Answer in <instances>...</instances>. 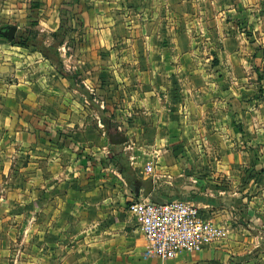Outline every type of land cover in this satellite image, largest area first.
Here are the masks:
<instances>
[{
	"label": "crops",
	"instance_id": "0c3cea01",
	"mask_svg": "<svg viewBox=\"0 0 264 264\" xmlns=\"http://www.w3.org/2000/svg\"><path fill=\"white\" fill-rule=\"evenodd\" d=\"M64 2L62 70L0 34V264H264V0H0V29L50 36ZM142 197L225 233L147 256Z\"/></svg>",
	"mask_w": 264,
	"mask_h": 264
},
{
	"label": "built area",
	"instance_id": "2783aa9c",
	"mask_svg": "<svg viewBox=\"0 0 264 264\" xmlns=\"http://www.w3.org/2000/svg\"><path fill=\"white\" fill-rule=\"evenodd\" d=\"M127 209L137 218L147 243V256L168 259L182 251H198L225 233L221 226L201 215L197 204L188 201L154 202L142 197L131 200Z\"/></svg>",
	"mask_w": 264,
	"mask_h": 264
},
{
	"label": "rangeland",
	"instance_id": "374dc122",
	"mask_svg": "<svg viewBox=\"0 0 264 264\" xmlns=\"http://www.w3.org/2000/svg\"><path fill=\"white\" fill-rule=\"evenodd\" d=\"M65 4H66V2L63 3V6ZM75 5H76L75 3L71 2V3H67V5H65V7L60 8V10H59V13H60V15H59L60 16L59 26L62 25L63 27L59 30V26H58V28L55 31L50 33V36L45 31L41 32L40 30H38L36 28V26H34L32 24L28 28V29L35 31L36 36L39 34V36L36 37L38 48H40V49L45 48L46 52L53 57V60L59 66H62V67H63V62H62V59L56 54V52H55L56 48L61 46L65 42L66 37L69 36V34L71 32L72 33H81L82 32L83 21L81 19L80 12L78 10H74ZM241 7L242 6H239V8H237L238 12H241ZM250 13H253V11H251ZM71 19H72L74 25H71ZM9 27H11V26H8V28ZM8 28H6V29H8ZM245 31H247V30H245ZM54 32H56V35L53 37L51 34ZM256 32L257 31L255 29L250 30L249 32L247 31V33H251V35L256 33ZM47 38L51 40V43L49 45H46L45 41H44L45 39L47 40ZM110 124H111L110 128L113 126H116V128H118L117 127L118 123H110ZM262 233H264V232H262ZM262 240H263V243L261 246L264 247V239H262Z\"/></svg>",
	"mask_w": 264,
	"mask_h": 264
},
{
	"label": "trees",
	"instance_id": "16d2710c",
	"mask_svg": "<svg viewBox=\"0 0 264 264\" xmlns=\"http://www.w3.org/2000/svg\"><path fill=\"white\" fill-rule=\"evenodd\" d=\"M32 25H33V23H32ZM62 27L63 26L60 25L59 26V30ZM51 35L54 37L56 35V32L52 33ZM12 42L13 43H17V44H19L21 46H35V47L38 48L37 40H36V32L31 30V29H28V28L23 30V31H21V32H19V34L16 36V38H14L12 40ZM41 50L45 53L46 56H50L53 59V57L46 52L45 48H43ZM56 50H55V52H56V54H58V50L57 51ZM57 66L59 67V69L62 70V66H59L58 64H57Z\"/></svg>",
	"mask_w": 264,
	"mask_h": 264
},
{
	"label": "water",
	"instance_id": "95a60500",
	"mask_svg": "<svg viewBox=\"0 0 264 264\" xmlns=\"http://www.w3.org/2000/svg\"><path fill=\"white\" fill-rule=\"evenodd\" d=\"M15 30L16 28L14 26H11L8 29H5L4 31L0 29V34H4L5 36H7L9 40H12L14 39ZM109 139H110V142L113 144H121L127 140L125 135L119 131H114L112 133H109ZM148 192L149 191H147V189L143 190V194L145 196L148 195Z\"/></svg>",
	"mask_w": 264,
	"mask_h": 264
}]
</instances>
